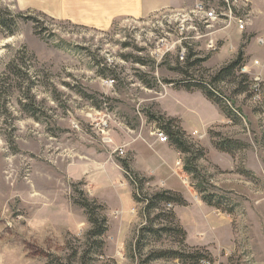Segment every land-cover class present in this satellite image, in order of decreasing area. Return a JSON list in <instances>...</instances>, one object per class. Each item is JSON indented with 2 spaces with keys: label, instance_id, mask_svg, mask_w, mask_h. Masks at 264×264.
Segmentation results:
<instances>
[{
  "label": "rangeland",
  "instance_id": "rangeland-1",
  "mask_svg": "<svg viewBox=\"0 0 264 264\" xmlns=\"http://www.w3.org/2000/svg\"><path fill=\"white\" fill-rule=\"evenodd\" d=\"M191 11L100 30L0 0V264H194L153 254L196 249L212 264H264V36L251 44L244 33L237 54L218 57ZM241 50L240 73L209 87ZM191 52L190 62L206 61L189 66ZM185 80L216 91L234 116L202 91L185 90ZM148 114L176 120L187 143L205 149L200 178L184 172L186 156L170 138L160 142L163 129ZM224 140L242 147L223 152L216 142ZM133 174L145 178L142 196H183L186 204L173 211L185 242L163 233L139 246L149 223ZM201 181L221 208L195 190ZM82 198L105 206L101 249L87 236ZM158 214L154 228L173 224Z\"/></svg>",
  "mask_w": 264,
  "mask_h": 264
},
{
  "label": "trees",
  "instance_id": "trees-1",
  "mask_svg": "<svg viewBox=\"0 0 264 264\" xmlns=\"http://www.w3.org/2000/svg\"><path fill=\"white\" fill-rule=\"evenodd\" d=\"M194 57H197V54H193L191 52V54L188 55L187 62L189 66H197L206 61L205 58L190 62ZM243 62L244 52L241 50L238 57L234 61L225 65L217 72L215 76H213L209 87H216L218 83L224 82L231 77H235L237 73H240ZM11 69L13 73H15V71L17 70L16 74L18 76L23 75L25 77L23 72L20 71L16 65H12ZM242 77L243 79H245V81L248 80L245 75ZM182 86L189 92L196 89L202 91L205 94L206 98L218 105L229 118L234 116L233 111L228 107L223 98L219 96L216 91L210 89L209 87H206L204 84L200 82L193 83L192 81L185 80L182 82ZM241 89L246 91V89H248V86L244 85ZM148 116L150 120L155 121L159 125V127L163 129V131H165V134L168 136V139L170 138V141L174 145V147H176V149L180 153L186 156L184 172L194 177L195 180L200 178L201 175L199 172V161L200 159H203L205 157V149L197 147L193 144H188L184 137L185 133L178 126H175L176 120H166L163 116L154 114H148ZM216 147L223 152L233 153L235 150L240 149L242 147V144L237 141L224 140V142H216ZM123 167L127 170V172L130 171V167L127 162H123ZM137 175L133 174V178L131 176L132 185L135 188L134 199L136 202L145 206L144 215L147 219V222L149 223V227H144L140 231L138 241L139 246L142 245L143 240L146 237H150L152 239H160L163 233L169 235H179L181 236L182 241L185 242L186 231L179 225V223L174 226V222H177V220L175 216L176 214L173 211L175 206H183L186 204L183 196L180 193H176L171 190L159 191L152 196H142L145 178H141V176ZM193 187L198 193L202 194L203 200L206 204L215 208H221L222 202L220 199L216 200V197H214L213 195H206L207 189L205 188L204 182L202 183L201 181L200 183L195 184ZM76 203L84 209L89 224L91 225V230L88 232L87 236L89 237V239L96 240L98 248L101 249V247L103 246L102 238L109 231V223L107 216L105 215V206L97 204V202L95 201L90 202L87 198H82V200H79ZM167 207L169 208L168 210H166ZM228 212L232 214V210ZM153 213H159L156 218L160 219L162 217H167L168 220L171 219L173 224L171 226H165L161 229L154 228L155 221L151 219V215ZM153 257L157 259L177 258L185 263L195 264V262L198 263L206 256L204 255V251L196 249L192 252L171 251L161 252L157 254L155 253L153 254Z\"/></svg>",
  "mask_w": 264,
  "mask_h": 264
},
{
  "label": "crops",
  "instance_id": "crops-1",
  "mask_svg": "<svg viewBox=\"0 0 264 264\" xmlns=\"http://www.w3.org/2000/svg\"><path fill=\"white\" fill-rule=\"evenodd\" d=\"M23 10H35L53 19L71 22L80 26L109 29L115 22L125 19L141 20L169 10L194 9L199 0H18ZM251 3V19L246 32L231 28L216 34L219 41L218 57L238 53L244 33L264 36V0H247ZM258 41V40H257ZM259 42V41H258ZM249 43V44H250ZM250 44V46H251ZM229 54V55H228ZM259 68V67H258ZM264 69V66L262 67ZM261 68V69H262ZM217 110V108H216ZM200 117H198V120ZM199 123L201 122L198 121ZM184 125V123H183Z\"/></svg>",
  "mask_w": 264,
  "mask_h": 264
},
{
  "label": "built area",
  "instance_id": "built-area-1",
  "mask_svg": "<svg viewBox=\"0 0 264 264\" xmlns=\"http://www.w3.org/2000/svg\"><path fill=\"white\" fill-rule=\"evenodd\" d=\"M250 11L251 7L247 0H199L190 14L202 17L201 22L209 31L205 35L208 38L207 47L217 51L219 41L216 34L232 27H237L241 32H244L251 19ZM181 59H184V55ZM255 65L261 67L259 62H255ZM246 71L247 68H244L243 72ZM156 134L161 143L169 141L168 136L163 131L159 130ZM199 264L212 263L203 258Z\"/></svg>",
  "mask_w": 264,
  "mask_h": 264
}]
</instances>
